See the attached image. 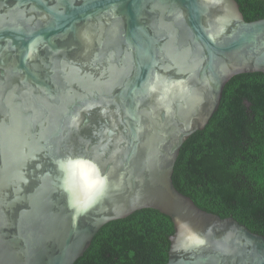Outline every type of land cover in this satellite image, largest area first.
Segmentation results:
<instances>
[{"label":"water","instance_id":"1","mask_svg":"<svg viewBox=\"0 0 264 264\" xmlns=\"http://www.w3.org/2000/svg\"><path fill=\"white\" fill-rule=\"evenodd\" d=\"M245 72H264V17L237 0H0V264H74L105 223L146 207L173 223L167 264H264L263 234L172 181ZM65 156L109 176L86 211L60 186Z\"/></svg>","mask_w":264,"mask_h":264},{"label":"trees","instance_id":"2","mask_svg":"<svg viewBox=\"0 0 264 264\" xmlns=\"http://www.w3.org/2000/svg\"><path fill=\"white\" fill-rule=\"evenodd\" d=\"M246 20L264 17V0H237ZM175 187L200 208L232 216L264 235V72L234 75L208 123L181 145ZM171 218L141 208L105 223L74 264H167Z\"/></svg>","mask_w":264,"mask_h":264},{"label":"clouds","instance_id":"3","mask_svg":"<svg viewBox=\"0 0 264 264\" xmlns=\"http://www.w3.org/2000/svg\"><path fill=\"white\" fill-rule=\"evenodd\" d=\"M54 163L59 173L60 186L68 197L69 207L77 212L92 207L109 190V176L102 171L95 158L65 156L56 159ZM193 238L203 243L201 238Z\"/></svg>","mask_w":264,"mask_h":264},{"label":"snow or ice","instance_id":"4","mask_svg":"<svg viewBox=\"0 0 264 264\" xmlns=\"http://www.w3.org/2000/svg\"><path fill=\"white\" fill-rule=\"evenodd\" d=\"M196 243H200L199 241H196Z\"/></svg>","mask_w":264,"mask_h":264}]
</instances>
